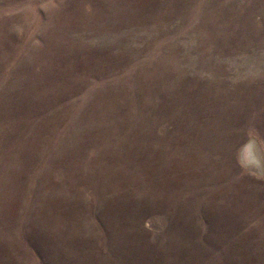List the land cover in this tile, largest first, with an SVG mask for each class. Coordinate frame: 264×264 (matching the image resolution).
<instances>
[{
	"label": "rangeland",
	"instance_id": "1",
	"mask_svg": "<svg viewBox=\"0 0 264 264\" xmlns=\"http://www.w3.org/2000/svg\"><path fill=\"white\" fill-rule=\"evenodd\" d=\"M0 264H264V0H0Z\"/></svg>",
	"mask_w": 264,
	"mask_h": 264
}]
</instances>
